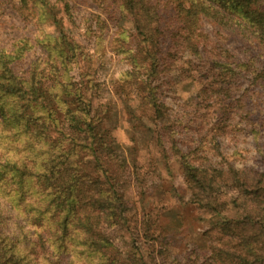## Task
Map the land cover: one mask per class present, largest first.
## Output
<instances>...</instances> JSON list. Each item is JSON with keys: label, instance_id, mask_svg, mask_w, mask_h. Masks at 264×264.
<instances>
[{"label": "trees", "instance_id": "obj_1", "mask_svg": "<svg viewBox=\"0 0 264 264\" xmlns=\"http://www.w3.org/2000/svg\"><path fill=\"white\" fill-rule=\"evenodd\" d=\"M68 1L18 0L34 38L0 48V264H143L115 241L129 233L128 166L105 125L106 87L157 124L192 202L215 219L208 253L185 264H264V110L252 108L264 91V0H108V21L117 15L108 49L106 21L92 13L77 24ZM107 52L122 68L105 83ZM174 77L197 85L180 115L162 100ZM241 131L261 171L208 159L219 137ZM183 132L192 137L177 140Z\"/></svg>", "mask_w": 264, "mask_h": 264}, {"label": "rangeland", "instance_id": "obj_2", "mask_svg": "<svg viewBox=\"0 0 264 264\" xmlns=\"http://www.w3.org/2000/svg\"><path fill=\"white\" fill-rule=\"evenodd\" d=\"M68 4L77 24L92 13L100 15L106 21L104 39L108 49L115 37L117 21L114 19L116 14L108 21L107 16L112 15L110 12L113 10L109 1L69 0ZM17 5L18 0H0V48H10L22 37L34 38L33 24L19 18L15 11ZM81 33L78 30L76 40L84 42L85 38L79 39ZM38 55L39 50L35 48L21 63L15 64L13 69L21 75ZM121 68L122 64L110 58V53L107 52L100 79L108 83ZM173 79L171 85L163 87L162 100L171 115H180L181 104L194 98L197 85L176 77ZM101 99L108 102L109 117L105 125L112 131L114 149L128 166L124 192L130 203L129 233L115 240L122 258L133 259L140 256L143 264H185L196 254L208 253L209 241L203 233L214 225L215 219L192 202L189 181L184 177L177 159L169 154L164 155L156 143L157 124L147 115H142L135 103L116 97L108 87L104 88ZM252 108L256 113L264 110L263 90H258ZM260 132L259 139L263 144L264 128ZM185 137L192 136L186 132L176 135L177 140ZM217 141L218 153L207 151L211 163L220 166L225 158L236 169L262 170L261 158L255 150L251 134L241 131L231 139L221 136ZM262 148L264 150V145ZM216 188L225 193L230 192L219 184ZM107 231L109 236L113 235L111 230ZM260 251H264V246L260 247Z\"/></svg>", "mask_w": 264, "mask_h": 264}]
</instances>
